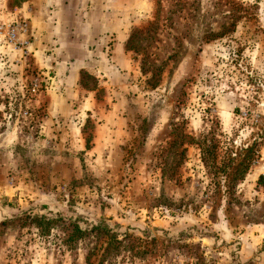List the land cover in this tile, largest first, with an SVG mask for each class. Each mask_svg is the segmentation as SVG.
Wrapping results in <instances>:
<instances>
[{
	"label": "rangeland",
	"instance_id": "374dc122",
	"mask_svg": "<svg viewBox=\"0 0 264 264\" xmlns=\"http://www.w3.org/2000/svg\"><path fill=\"white\" fill-rule=\"evenodd\" d=\"M260 177L264 0H0V264H264Z\"/></svg>",
	"mask_w": 264,
	"mask_h": 264
},
{
	"label": "trees",
	"instance_id": "16d2710c",
	"mask_svg": "<svg viewBox=\"0 0 264 264\" xmlns=\"http://www.w3.org/2000/svg\"><path fill=\"white\" fill-rule=\"evenodd\" d=\"M189 140L193 141L192 138H189ZM252 160L253 149L248 148L245 150V155L239 163V165L243 167H239V165H237L234 168V174H244L246 170H248L249 164ZM222 171H226V167H222ZM263 183L264 177H260L257 181V185L263 186ZM26 220V225L32 226L37 229L42 236H49L53 230H56L59 221H63V223L61 224V226L65 230L63 245H65L69 249H71L74 244L90 239V237H101V239L103 240L100 249H98L96 252L92 250L89 251V254L86 256L87 264H89L90 258L93 255H99V264H103V262L106 261L108 257H112L111 255L113 251H118L117 246L119 247V245H121V241L117 240L116 235L112 234L104 224H99L90 229H82L75 222L70 221L68 224H66L64 223V220H61L58 217L52 218L46 216H27ZM117 253L119 252H116L114 256H116Z\"/></svg>",
	"mask_w": 264,
	"mask_h": 264
},
{
	"label": "crops",
	"instance_id": "0c3cea01",
	"mask_svg": "<svg viewBox=\"0 0 264 264\" xmlns=\"http://www.w3.org/2000/svg\"><path fill=\"white\" fill-rule=\"evenodd\" d=\"M58 10H61V7H57ZM103 15V14H102ZM55 16V15H54ZM91 21V24H94L95 26L98 25V28L93 31L95 32V36L98 37V41H96V47L92 50H90V54L89 56H96V57H99L100 59L97 60V65H98V69L99 70H102V72H105L106 71V57L105 56V52H104V48L103 46L100 48V45L103 44V41H106V33L104 31H100L101 29V26H103L105 20H104V15L101 16L100 18L98 17L96 20H92V19H89L88 21L86 20V18L84 19V22H89ZM67 40V39H66ZM69 40V38H68ZM65 41V40H64ZM72 42V40H69L68 44ZM83 42H85L83 40ZM54 43H58V40L54 41ZM82 48H84V46H82ZM84 55L87 57V54L84 52ZM81 61V60H80ZM95 61V60H94Z\"/></svg>",
	"mask_w": 264,
	"mask_h": 264
}]
</instances>
